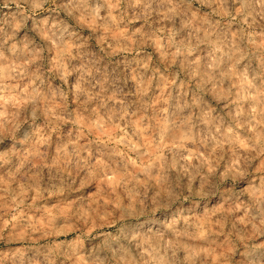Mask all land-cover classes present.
I'll use <instances>...</instances> for the list:
<instances>
[{"label": "rangeland", "instance_id": "obj_1", "mask_svg": "<svg viewBox=\"0 0 264 264\" xmlns=\"http://www.w3.org/2000/svg\"><path fill=\"white\" fill-rule=\"evenodd\" d=\"M0 264H264V0H0Z\"/></svg>", "mask_w": 264, "mask_h": 264}]
</instances>
